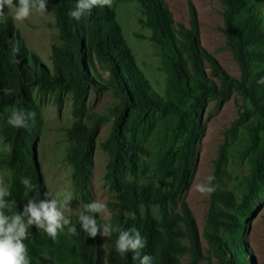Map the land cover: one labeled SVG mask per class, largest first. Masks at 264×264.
<instances>
[{"label": "trees", "instance_id": "16d2710c", "mask_svg": "<svg viewBox=\"0 0 264 264\" xmlns=\"http://www.w3.org/2000/svg\"><path fill=\"white\" fill-rule=\"evenodd\" d=\"M136 1L166 73L162 94L138 69L111 7L94 8L76 21L70 13L78 0H47L60 40L51 46L49 69L27 48L12 17L5 13V21L0 23V137L10 150L0 156V167L10 173L6 214L21 211L29 199H45L34 151V88L72 94L75 120L65 129L66 161L79 198L90 203L93 152L105 118L96 113L83 118L82 107L90 91L109 87L119 101L110 110L114 121L100 144L107 154L104 179L115 199L107 204L110 215L104 225L136 228L146 241L141 253L151 255L152 264H182L183 256L188 257V264H196L203 255L195 220L184 201L178 209L175 206L191 181L208 102L220 103L235 91L245 102V112L253 116L245 126L248 144L244 153L250 170L240 198L229 190H219L216 184L226 159L224 144L219 146L211 180L216 191L210 194L205 224L210 229L209 249L221 264H249L246 223L241 217L253 211L254 198L264 193V135H259L264 133V83H257L264 77V10L259 8L260 0H221L226 41L238 62L239 80L226 75L200 46L193 9L191 31L172 20L164 0ZM14 44L19 46L18 54L13 52ZM205 61L219 83L205 74ZM98 66L108 72V78L100 76ZM6 88L12 89L10 95L2 91ZM13 109L34 113L27 128L7 124ZM235 124L228 130L231 136ZM21 176L31 178V190L21 185ZM79 216L72 220L77 233L65 228L55 241L29 227L24 243L30 264H139L131 252L124 256L117 253V231L107 236L104 246L102 236L92 238L80 228ZM95 218L102 226L99 213Z\"/></svg>", "mask_w": 264, "mask_h": 264}, {"label": "rangeland", "instance_id": "374dc122", "mask_svg": "<svg viewBox=\"0 0 264 264\" xmlns=\"http://www.w3.org/2000/svg\"><path fill=\"white\" fill-rule=\"evenodd\" d=\"M164 2L172 20L182 24L186 30H193L190 12L191 9L194 10L200 46L226 75L239 80L240 68L226 41L224 4L221 0H164ZM14 3H18V0H14ZM258 3L259 8L264 10V0ZM111 8L115 12L124 40L138 69L153 89L162 94L166 84V73L161 69L158 49L150 39L151 31L144 24L145 17L140 4L136 0H117L113 1ZM5 13L13 17L14 9L5 7ZM13 23L27 48L32 50L48 69L51 68L49 61L51 46L60 42L53 13L47 11L41 15L34 11L24 22L13 21ZM208 66V62L205 61V74L215 83H219L218 76L211 72ZM97 70L103 79L108 78L107 71H103L100 66ZM32 100L36 110L33 118L36 126L34 151L45 194H49V198L57 199L62 205L64 197L70 193L72 196L68 205L70 211H66L65 214L73 220L85 210L87 204L83 203L78 196L71 178V167L66 161L68 141L65 129L75 120L72 113V94L66 90L56 93L52 90L43 92L34 88ZM118 101L114 91L109 87L96 92L90 91L86 96L81 114L83 118L89 113H96L105 118L96 137L93 165L89 177L90 203L98 201L106 205L107 211L99 213L103 222L102 226L110 215L107 204L115 199L114 192L109 189L104 179L107 154L100 144L110 132L114 121L110 110ZM245 107L241 95L233 91L220 103L210 100L204 111L205 130L195 148L196 160L191 181L184 194L177 199L175 206L178 209L179 203L184 201L195 220L203 255L196 264H221L208 245L211 236H209L210 229L206 226L205 220L210 194L197 192L196 185L211 183L209 178L213 176V160L217 157L219 146L224 144L226 156L224 172L216 186L219 190L226 189L238 198L241 197L245 177L250 170L248 155L244 153L248 144L245 126L253 119L251 113L245 112ZM233 123H236L235 134L231 136L228 130ZM260 134L264 135V133ZM5 145L0 137V156L6 152ZM0 178L3 179L4 186L8 187L10 173L5 167H0ZM153 211L156 214V208H153ZM14 214L16 213L11 215ZM241 219L246 223L244 241L251 253L249 264H264V193L254 198L253 211L242 215ZM102 242L106 246L107 237H102ZM181 258L182 264H188L187 256Z\"/></svg>", "mask_w": 264, "mask_h": 264}, {"label": "clouds", "instance_id": "9594fccd", "mask_svg": "<svg viewBox=\"0 0 264 264\" xmlns=\"http://www.w3.org/2000/svg\"><path fill=\"white\" fill-rule=\"evenodd\" d=\"M47 4V0H18V3H14V0H0V23H3L6 18L5 7L14 9L12 17L14 22L22 23L34 11L41 15L45 14ZM112 4L113 0H78L70 15L74 20L80 21L81 18L90 15L94 8L105 6L110 8ZM13 52L19 53L18 44H14ZM257 83H264V77ZM2 91L6 95L12 93V89L6 88ZM30 115H34V113L27 114L22 109H13L7 119V124L15 129L27 128ZM4 150H10L9 146L5 145ZM212 179L214 177H210L209 181ZM20 183L26 190H31L34 187L30 177L21 176ZM196 190L207 195L215 192L216 187L211 183H201L196 185ZM10 196L11 192L4 186V181L0 178V264H30L28 248L24 243L28 239L29 227H35L37 231L43 232L53 241L57 238L58 233L65 228L70 233H77L76 225L72 223L70 216L65 214L66 211H70L68 208L72 199L70 193L64 197L62 205L57 199L49 198L47 193L45 199L38 201L29 199L23 205L22 211L14 215L6 214V210L9 208V201L6 198ZM106 211V205L98 201L85 205V211L79 216L80 228L92 238H95L98 234L107 237L113 231H117L119 235L116 240V251L120 256L131 252L133 253V261L139 260V264H152L153 257L141 253V250L146 246V241L136 228L114 229L110 224H105L102 227L97 224L96 214ZM44 258L48 259L47 253L44 254Z\"/></svg>", "mask_w": 264, "mask_h": 264}]
</instances>
